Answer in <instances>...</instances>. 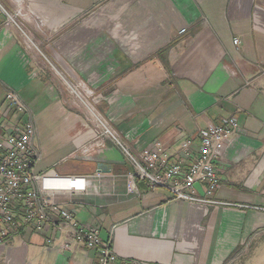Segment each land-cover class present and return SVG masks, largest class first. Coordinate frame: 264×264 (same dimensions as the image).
<instances>
[{
    "label": "crops",
    "instance_id": "obj_1",
    "mask_svg": "<svg viewBox=\"0 0 264 264\" xmlns=\"http://www.w3.org/2000/svg\"><path fill=\"white\" fill-rule=\"evenodd\" d=\"M20 8L29 40L0 32V122L11 117L13 90L35 120L37 174L89 179L56 200L98 223L120 259L264 264V0H23ZM68 83L94 93L136 153L159 143L178 158L188 138L198 150L207 121L235 117L244 134L225 153L217 203L177 201L144 182L128 193L131 165L113 144H91ZM197 192L205 198L203 185ZM62 243L23 234L0 245V264H97L94 251Z\"/></svg>",
    "mask_w": 264,
    "mask_h": 264
},
{
    "label": "built area",
    "instance_id": "obj_2",
    "mask_svg": "<svg viewBox=\"0 0 264 264\" xmlns=\"http://www.w3.org/2000/svg\"><path fill=\"white\" fill-rule=\"evenodd\" d=\"M12 1L17 5L15 12H9L0 1V32L15 30L29 40L21 23L25 17L20 8L23 0ZM185 33L186 30L181 31ZM235 44H239L238 39ZM68 88L79 106L86 109L83 130L90 134L91 144L101 147H106L107 142L113 144L131 165L126 183L128 193H136L137 183L144 182L150 189L169 191L177 201L217 203L219 175L228 167L225 153L244 134L235 117L220 123L207 121L206 128L199 133L198 150L194 148V140L188 138L181 143L178 158L159 143L136 153L124 135L93 104V92L87 95L75 84H69ZM5 101L11 117L0 122V245L5 246L26 233H51L55 239H62L63 251H74L77 247L94 251L97 264H148L117 257L112 238L102 236L98 223L79 219L56 200L55 195L65 189L84 190L89 179L37 174L41 155L34 144L37 128L32 112L13 90L7 92ZM200 185L204 186V199L197 195ZM46 242L52 244L53 238Z\"/></svg>",
    "mask_w": 264,
    "mask_h": 264
},
{
    "label": "water",
    "instance_id": "obj_3",
    "mask_svg": "<svg viewBox=\"0 0 264 264\" xmlns=\"http://www.w3.org/2000/svg\"><path fill=\"white\" fill-rule=\"evenodd\" d=\"M101 170V169H100Z\"/></svg>",
    "mask_w": 264,
    "mask_h": 264
}]
</instances>
